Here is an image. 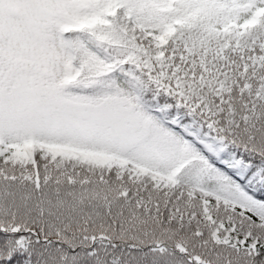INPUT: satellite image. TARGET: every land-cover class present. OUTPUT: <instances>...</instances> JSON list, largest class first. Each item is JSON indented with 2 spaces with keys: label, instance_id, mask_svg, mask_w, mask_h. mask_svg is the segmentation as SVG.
Masks as SVG:
<instances>
[{
  "label": "snow or ice",
  "instance_id": "1",
  "mask_svg": "<svg viewBox=\"0 0 264 264\" xmlns=\"http://www.w3.org/2000/svg\"><path fill=\"white\" fill-rule=\"evenodd\" d=\"M0 264H264V0H0Z\"/></svg>",
  "mask_w": 264,
  "mask_h": 264
}]
</instances>
